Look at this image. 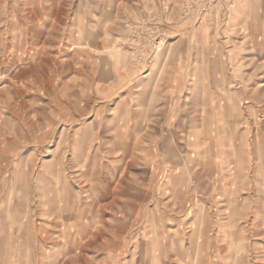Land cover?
<instances>
[{
	"label": "rangeland",
	"instance_id": "rangeland-1",
	"mask_svg": "<svg viewBox=\"0 0 264 264\" xmlns=\"http://www.w3.org/2000/svg\"><path fill=\"white\" fill-rule=\"evenodd\" d=\"M250 6L0 0V264H264Z\"/></svg>",
	"mask_w": 264,
	"mask_h": 264
},
{
	"label": "crops",
	"instance_id": "crops-1",
	"mask_svg": "<svg viewBox=\"0 0 264 264\" xmlns=\"http://www.w3.org/2000/svg\"><path fill=\"white\" fill-rule=\"evenodd\" d=\"M250 4H251V6H250V10L248 11V13L246 14L247 15V17H248V19H249V26L251 27V29L252 28H254V21L255 22H258V23H260V22H264V0H250ZM257 25V23L255 24V26ZM257 50V48H255V51ZM259 50L260 51H264V47L263 48H259ZM165 67V66H164ZM173 78L175 79L174 81H170V82H174V83H183V82H186V79L184 78V77H182L181 75L180 76H174V77H172L171 79L173 80ZM221 79V78H220ZM221 81H222V83H224L225 82V77H223L222 79H221ZM197 83H205V79H204V81L201 79V81L199 80V82H197ZM219 83V82H218ZM176 109V107H171L170 108V110H175ZM236 109H239V106L236 108ZM238 111V110H237ZM173 113H172V111H171V113H168V115H172ZM234 115V114H233ZM171 125V124H170ZM184 131H189V132H191V131H193V133H194V135H192V137H193V139L192 140H194V141H202V138H203V133L206 131L205 129H203V128H199V127H197V129H193V127H191V126H188V127H186L185 126V128H184ZM198 144V143H197ZM197 144H195V145H197ZM188 191H189V189L188 188H186V189H184L183 190V192H180L179 190H177L176 191V195H180V194H184V195H187L188 194ZM240 192V191H239ZM120 196L122 197V196H124L125 198V200H122V202H124L125 204H124V206L125 205H127L128 203H129V199H128V195L127 194H120ZM122 208V210H123V207H121ZM108 259V258H107ZM155 259V258H154ZM161 259V256H160V254H159V256H158V258L156 259V261L154 262V264H159L158 262H159V260Z\"/></svg>",
	"mask_w": 264,
	"mask_h": 264
}]
</instances>
